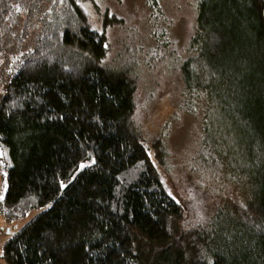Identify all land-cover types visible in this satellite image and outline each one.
<instances>
[{
	"label": "trees",
	"instance_id": "16d2710c",
	"mask_svg": "<svg viewBox=\"0 0 264 264\" xmlns=\"http://www.w3.org/2000/svg\"><path fill=\"white\" fill-rule=\"evenodd\" d=\"M41 1L26 50L28 29L17 21L25 7L0 0V20L14 23L0 25V41L14 43L0 65V218L14 225L30 217L14 225L2 262L264 264V0L195 3L188 54L198 63L187 56L181 64V94L210 98L216 121L203 136L215 155L226 134L243 133L247 142L230 155L209 217L189 228L134 126L129 69L105 63V31L115 19L105 17L99 32L83 6L89 0ZM151 37L169 52L165 33ZM153 150L162 162L160 140Z\"/></svg>",
	"mask_w": 264,
	"mask_h": 264
},
{
	"label": "rangeland",
	"instance_id": "374dc122",
	"mask_svg": "<svg viewBox=\"0 0 264 264\" xmlns=\"http://www.w3.org/2000/svg\"><path fill=\"white\" fill-rule=\"evenodd\" d=\"M195 3L196 0H89L83 5L92 30L100 32L105 17L115 19L105 31L108 43L105 63L129 69L127 71L136 86L134 126L152 151L150 156L164 189L183 208L187 228L194 226L199 217H209L215 202L224 193V177L231 168L228 163L230 155H238L237 149L247 142L243 133L226 134V149L215 155L213 144H208L212 139L206 141L203 136L205 124L216 121L217 113L208 108L207 99L210 98L199 97L197 90L190 96L181 94L182 65L187 56L195 58L198 63L197 55L188 54L190 47L195 48L194 41H191L195 35ZM21 4L26 12H19L17 21L22 29H28V34L20 42L28 50L32 46L34 31L40 27L36 19L45 7L41 0H19V4L14 5ZM158 11L164 15L155 16ZM6 21L14 26L8 19L0 20V25ZM155 30L165 33L167 46L172 45L169 52L151 37ZM10 34L17 38L15 29ZM12 42L8 39L0 41V65L11 52ZM195 68L199 71L197 66ZM1 83H4L2 66ZM201 98L203 101L200 102ZM226 127H230V123ZM219 129L220 123L215 132ZM156 140L162 142L165 151L162 162L154 159L153 142ZM1 192L0 173V197ZM228 212V209L223 210L224 214ZM29 218L15 222V230ZM4 240L3 236L0 237V253ZM0 264H3L1 259Z\"/></svg>",
	"mask_w": 264,
	"mask_h": 264
},
{
	"label": "crops",
	"instance_id": "0c3cea01",
	"mask_svg": "<svg viewBox=\"0 0 264 264\" xmlns=\"http://www.w3.org/2000/svg\"><path fill=\"white\" fill-rule=\"evenodd\" d=\"M13 227H14V225H11V224H7V223H5L4 221H3V219L1 218L0 219V237H4L5 238V240L7 239V238H9L10 236H11V234H12V229H13ZM5 240H4V242H5ZM3 242V243H4ZM2 249V248H1ZM0 256H1V253H0ZM0 259H1V257H0ZM4 264V263H3Z\"/></svg>",
	"mask_w": 264,
	"mask_h": 264
}]
</instances>
